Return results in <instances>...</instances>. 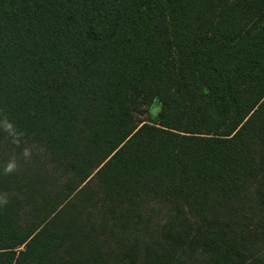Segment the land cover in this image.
<instances>
[{"label": "trees", "instance_id": "16d2710c", "mask_svg": "<svg viewBox=\"0 0 264 264\" xmlns=\"http://www.w3.org/2000/svg\"><path fill=\"white\" fill-rule=\"evenodd\" d=\"M0 140V264H264V0H0Z\"/></svg>", "mask_w": 264, "mask_h": 264}, {"label": "rangeland", "instance_id": "374dc122", "mask_svg": "<svg viewBox=\"0 0 264 264\" xmlns=\"http://www.w3.org/2000/svg\"><path fill=\"white\" fill-rule=\"evenodd\" d=\"M16 145L17 144H13V141L8 143V141L3 142L0 140V163L3 160L6 161L0 165V168H2L3 165H15L19 168L28 166L26 168V171L37 175V173L41 171L39 167L36 168L37 161H45L44 153L42 152L41 148L35 143H29L25 145L21 151H15L17 148ZM93 187L94 186H92L90 191L88 192L87 198L78 202L77 206L78 209L83 212V215L85 217H89L92 221H97V216L102 213L104 207H102L99 202L100 197L96 195L97 189ZM158 209L159 207L157 208V210ZM139 213V216H133V219L131 220V226L128 231L123 232L122 234L117 232L116 230L115 234L113 232L109 233V240L103 243L104 253H106L105 249L107 250L111 246H113V248H115L116 246H123L124 248H126V246H128V244L132 242L140 241L142 247H144L146 244L151 245L149 243H152L154 235L153 233L156 228L161 224L162 213H156V211L151 214L149 213V211H142ZM112 219L114 220V226H117L118 224L122 223L123 216L119 212H116L114 216L110 218V220ZM250 224L251 221L249 219H244L242 224L234 225L233 227L235 229H242ZM122 228H124L123 225L121 226V229ZM105 232L106 231H103L95 235L102 237ZM256 239L260 241L259 237H256ZM252 240L253 237L248 239V242ZM152 246L154 247V245ZM104 256H106V254H104ZM116 256L117 253L115 252L111 259L116 260L114 259V257ZM184 258L186 259L185 264H209L208 255L202 252L201 250L187 251L184 254ZM106 263L107 262L105 261L104 264Z\"/></svg>", "mask_w": 264, "mask_h": 264}]
</instances>
